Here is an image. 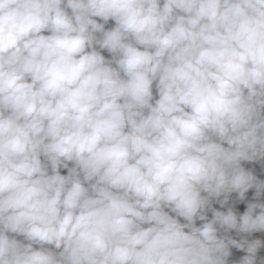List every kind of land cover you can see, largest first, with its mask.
<instances>
[{
    "label": "clouds",
    "instance_id": "9594fccd",
    "mask_svg": "<svg viewBox=\"0 0 264 264\" xmlns=\"http://www.w3.org/2000/svg\"><path fill=\"white\" fill-rule=\"evenodd\" d=\"M0 264H264V0H0Z\"/></svg>",
    "mask_w": 264,
    "mask_h": 264
}]
</instances>
